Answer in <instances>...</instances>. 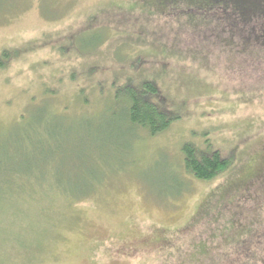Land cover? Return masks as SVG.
<instances>
[{
	"label": "rangeland",
	"instance_id": "1",
	"mask_svg": "<svg viewBox=\"0 0 264 264\" xmlns=\"http://www.w3.org/2000/svg\"><path fill=\"white\" fill-rule=\"evenodd\" d=\"M156 5L0 0V55L54 46L0 68V264H194L192 243L225 222L186 226L216 192L262 170L263 69L215 48L191 51L190 27L146 13ZM179 6L169 3L167 10ZM171 41L186 56H167L168 71L143 63L147 55L163 59L162 47ZM145 70L156 74L173 106L190 101V114L156 136L129 132L124 121L129 90ZM42 109L60 116L57 125L68 132L49 142L51 163L50 157L34 159L24 143V131L35 127ZM242 139L248 141L234 172L211 182L187 174L185 144L227 153ZM88 190L94 192L77 200L60 195ZM235 207H227L223 219L236 215ZM215 210L205 213L212 218Z\"/></svg>",
	"mask_w": 264,
	"mask_h": 264
},
{
	"label": "trees",
	"instance_id": "2",
	"mask_svg": "<svg viewBox=\"0 0 264 264\" xmlns=\"http://www.w3.org/2000/svg\"><path fill=\"white\" fill-rule=\"evenodd\" d=\"M169 3L180 6L170 8L169 12L167 10ZM147 12L161 14L159 17H165L172 25L178 24L185 26L184 28L188 25L191 29L190 35L194 36L195 41L191 51L198 50L202 53L206 47L211 52L215 48L223 51L229 60L236 57L245 61L247 59L256 61V65L263 69L261 73L264 74V0H157V5L146 9ZM156 13L153 16H158ZM183 32L186 34V29H183ZM176 45L171 41L170 45L162 47L163 59L157 56L151 61L147 55L142 58L143 63L161 64V69L168 71L169 65L165 63L168 61L167 56L171 58L174 54L186 56V51L179 50ZM28 47L29 45L13 53L7 50L2 52L0 68H4L11 59L23 57L46 47L54 48L49 44ZM204 55L207 56L206 53ZM3 59L5 63L1 62ZM239 69L243 71L244 68L240 66ZM153 78H157L156 74L145 70L140 78L137 77L139 83L129 90L124 113V121L129 132L141 130L150 136H156L169 130L172 124L190 114L186 109L189 100H186V108L173 106L171 95L167 93L170 96L168 100L165 92L159 87L158 78L157 80ZM117 97L118 93L115 100ZM42 110L39 112L35 127L24 131V143L26 150L35 156L34 159L45 161L50 157L51 163L53 153L49 142L57 144L68 132L66 128L57 125L60 116L47 115V111ZM247 141L239 140V144L229 148L227 153H224L222 148L211 151L210 146L208 150L202 151L191 144H185L182 148L184 168L195 180L211 182L223 174L235 171L233 167L241 162L240 157L243 154L240 152L241 146L243 148ZM259 170L261 171L251 175L245 183L232 182L216 192L210 198V202L186 226L187 229L194 230L204 222L208 225L219 220L225 222L217 231L212 233L210 231L206 239H200L198 244L192 243V253L190 251L192 256L189 261L193 260L194 264H264V162L257 171ZM12 173L20 174L16 170H12ZM24 177L27 176L24 174ZM182 185L186 187V193L191 191L183 181ZM93 192V190L81 191L78 194L62 192L60 195L77 200L86 198ZM242 200L247 204L254 201L255 204L248 208ZM235 205L232 211L236 210V215L223 219L227 207ZM212 207L216 209L217 214L211 218L205 210ZM4 211L0 207V218ZM255 247L261 254H256Z\"/></svg>",
	"mask_w": 264,
	"mask_h": 264
}]
</instances>
